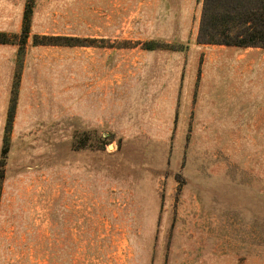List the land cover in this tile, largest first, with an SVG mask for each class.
<instances>
[{
  "label": "rangeland",
  "instance_id": "rangeland-1",
  "mask_svg": "<svg viewBox=\"0 0 264 264\" xmlns=\"http://www.w3.org/2000/svg\"><path fill=\"white\" fill-rule=\"evenodd\" d=\"M202 8L0 0V264H264V47Z\"/></svg>",
  "mask_w": 264,
  "mask_h": 264
},
{
  "label": "trees",
  "instance_id": "trees-1",
  "mask_svg": "<svg viewBox=\"0 0 264 264\" xmlns=\"http://www.w3.org/2000/svg\"><path fill=\"white\" fill-rule=\"evenodd\" d=\"M198 38L208 44L264 47V0H203Z\"/></svg>",
  "mask_w": 264,
  "mask_h": 264
},
{
  "label": "crops",
  "instance_id": "crops-1",
  "mask_svg": "<svg viewBox=\"0 0 264 264\" xmlns=\"http://www.w3.org/2000/svg\"><path fill=\"white\" fill-rule=\"evenodd\" d=\"M107 1V0H106ZM100 3L103 4L104 3V0H100Z\"/></svg>",
  "mask_w": 264,
  "mask_h": 264
}]
</instances>
